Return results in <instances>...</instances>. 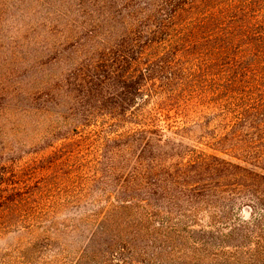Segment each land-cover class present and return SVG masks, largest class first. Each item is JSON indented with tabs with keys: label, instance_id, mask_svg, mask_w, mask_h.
<instances>
[{
	"label": "trees",
	"instance_id": "16d2710c",
	"mask_svg": "<svg viewBox=\"0 0 264 264\" xmlns=\"http://www.w3.org/2000/svg\"><path fill=\"white\" fill-rule=\"evenodd\" d=\"M33 228L6 262L264 264V0H0V234Z\"/></svg>",
	"mask_w": 264,
	"mask_h": 264
},
{
	"label": "rangeland",
	"instance_id": "374dc122",
	"mask_svg": "<svg viewBox=\"0 0 264 264\" xmlns=\"http://www.w3.org/2000/svg\"><path fill=\"white\" fill-rule=\"evenodd\" d=\"M168 135H170L167 132ZM235 213L241 216L242 219L248 220L249 219V208L244 206L242 210H236ZM43 231L40 228H33V229H22L13 232H6L4 234H0V258L5 257V260L2 264H11L10 262H6L8 253L11 256H14V250L19 247H22L26 244L29 240L37 238ZM52 235V233H50Z\"/></svg>",
	"mask_w": 264,
	"mask_h": 264
}]
</instances>
